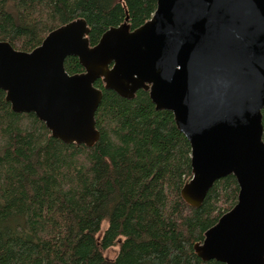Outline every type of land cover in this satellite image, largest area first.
I'll return each mask as SVG.
<instances>
[{"label":"trees","instance_id":"trees-1","mask_svg":"<svg viewBox=\"0 0 264 264\" xmlns=\"http://www.w3.org/2000/svg\"><path fill=\"white\" fill-rule=\"evenodd\" d=\"M156 9L157 0H0V40L32 51L83 18L94 46L111 27L134 30ZM65 67L84 71L76 56ZM95 85L103 99L92 146L54 137L0 89L1 263L226 264L202 260L194 246L237 203L235 176L216 181L201 206L189 204L182 189L193 177L192 149L173 112L157 110L144 89L129 99L102 79ZM114 246L116 258L106 257Z\"/></svg>","mask_w":264,"mask_h":264},{"label":"water","instance_id":"water-1","mask_svg":"<svg viewBox=\"0 0 264 264\" xmlns=\"http://www.w3.org/2000/svg\"><path fill=\"white\" fill-rule=\"evenodd\" d=\"M89 33L78 18L32 51L0 40V89L12 109L34 113L65 143L92 146L100 138L98 79L129 99L148 91L191 144L185 200L201 206L231 174L239 185L237 203L195 244L198 256L264 264V0H157L134 30L111 27L94 46ZM70 56L83 72L66 70Z\"/></svg>","mask_w":264,"mask_h":264},{"label":"rangeland","instance_id":"rangeland-1","mask_svg":"<svg viewBox=\"0 0 264 264\" xmlns=\"http://www.w3.org/2000/svg\"><path fill=\"white\" fill-rule=\"evenodd\" d=\"M106 226V223L104 224V227L103 229L105 228ZM119 253V248L117 246H114V247H111L109 249H107L105 252H104V255L108 258H116L117 254Z\"/></svg>","mask_w":264,"mask_h":264}]
</instances>
